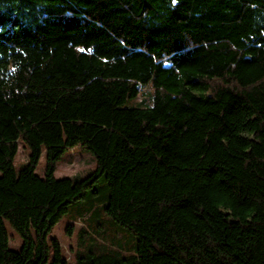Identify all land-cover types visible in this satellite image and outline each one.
<instances>
[{
	"label": "trees",
	"instance_id": "trees-1",
	"mask_svg": "<svg viewBox=\"0 0 264 264\" xmlns=\"http://www.w3.org/2000/svg\"><path fill=\"white\" fill-rule=\"evenodd\" d=\"M0 171V264H69L49 236L102 181L136 252L77 264H264V0H0Z\"/></svg>",
	"mask_w": 264,
	"mask_h": 264
},
{
	"label": "rangeland",
	"instance_id": "rangeland-1",
	"mask_svg": "<svg viewBox=\"0 0 264 264\" xmlns=\"http://www.w3.org/2000/svg\"><path fill=\"white\" fill-rule=\"evenodd\" d=\"M151 91V90H150ZM143 96L137 101L130 102L127 106H139ZM30 149L20 146L15 158V169L19 173L29 162ZM56 177L63 179L70 177L82 180L95 170V158L89 150L83 147H75L66 152L58 163ZM47 170V157L45 153L41 157L37 168V175L44 178ZM0 176L2 172L0 171ZM100 196L90 198V192L86 193V199L74 203L64 218L53 228L49 238L60 243L63 255L69 264H77L78 257L88 259L93 256L113 254L115 256L136 252L138 238L127 228L116 223L101 206L109 195V191L102 181L100 184ZM88 211L82 216V212ZM72 226L70 230L69 227ZM12 248L20 249L22 239L9 229Z\"/></svg>",
	"mask_w": 264,
	"mask_h": 264
}]
</instances>
